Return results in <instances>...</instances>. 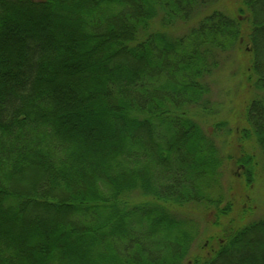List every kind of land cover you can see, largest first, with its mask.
Segmentation results:
<instances>
[{
	"label": "trees",
	"instance_id": "1",
	"mask_svg": "<svg viewBox=\"0 0 264 264\" xmlns=\"http://www.w3.org/2000/svg\"><path fill=\"white\" fill-rule=\"evenodd\" d=\"M236 1L175 38L153 22L211 0H0V264H264V215L223 205L218 148L182 112L244 48L264 160V0ZM236 164L250 188L257 158ZM194 204L231 220L185 262L198 226L174 206Z\"/></svg>",
	"mask_w": 264,
	"mask_h": 264
},
{
	"label": "rangeland",
	"instance_id": "2",
	"mask_svg": "<svg viewBox=\"0 0 264 264\" xmlns=\"http://www.w3.org/2000/svg\"><path fill=\"white\" fill-rule=\"evenodd\" d=\"M215 8L221 9L230 16L237 14L240 9L236 0H211L210 5L198 9L189 22L178 21L167 29H163L157 19L153 22L152 31H166L175 38L185 36ZM23 20L30 24L35 23L36 26L45 23L37 16H26L25 18L24 15ZM246 53L244 48H237L222 55L219 68L207 76L209 92L204 99L208 102V108L200 109L198 106L196 107V104H192L185 106L182 112L186 111V114L200 125L204 133L214 141L218 148L222 167L219 170V183L216 188L212 187V189L217 190V195H223V205L233 202V206H236L238 211L247 205L254 208L255 210L248 218H244V222L248 223L264 215V173L262 169L264 160L254 142L246 138L251 136H247L248 133L244 134V129H250L246 119V110L259 94L253 88L252 81H249L250 71L247 68L248 55ZM247 154L254 155L258 161L255 180L250 188H247L244 176L240 175L241 166L235 165V161ZM214 192L211 190V193ZM130 199L145 200V197L136 194ZM174 211L180 217L192 219L198 226V237L192 243L191 252L185 262L192 261L206 241L219 236L222 229L231 220L225 218L220 220L219 225H214V214L210 212L209 208L200 204L184 207L174 206ZM190 263L192 264V262Z\"/></svg>",
	"mask_w": 264,
	"mask_h": 264
}]
</instances>
